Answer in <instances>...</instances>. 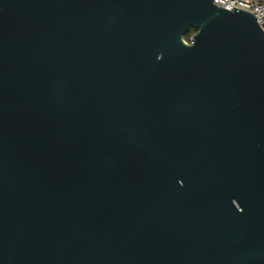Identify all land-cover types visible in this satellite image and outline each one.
I'll return each instance as SVG.
<instances>
[{
	"label": "water",
	"instance_id": "obj_1",
	"mask_svg": "<svg viewBox=\"0 0 264 264\" xmlns=\"http://www.w3.org/2000/svg\"><path fill=\"white\" fill-rule=\"evenodd\" d=\"M232 10L0 0V264H264V32Z\"/></svg>",
	"mask_w": 264,
	"mask_h": 264
},
{
	"label": "built area",
	"instance_id": "obj_2",
	"mask_svg": "<svg viewBox=\"0 0 264 264\" xmlns=\"http://www.w3.org/2000/svg\"><path fill=\"white\" fill-rule=\"evenodd\" d=\"M213 2L215 5L229 11L236 8L255 15L258 25L264 32V0H213Z\"/></svg>",
	"mask_w": 264,
	"mask_h": 264
},
{
	"label": "trees",
	"instance_id": "obj_3",
	"mask_svg": "<svg viewBox=\"0 0 264 264\" xmlns=\"http://www.w3.org/2000/svg\"><path fill=\"white\" fill-rule=\"evenodd\" d=\"M194 32H197V30H195V29H192L184 38H187V39H189L190 38V35L192 34V33H194Z\"/></svg>",
	"mask_w": 264,
	"mask_h": 264
},
{
	"label": "rangeland",
	"instance_id": "obj_4",
	"mask_svg": "<svg viewBox=\"0 0 264 264\" xmlns=\"http://www.w3.org/2000/svg\"><path fill=\"white\" fill-rule=\"evenodd\" d=\"M196 34V32H194V33H192L191 35H190V38L189 39H187V38H184V40L186 41V42H190V40H191V38L193 37V35H195Z\"/></svg>",
	"mask_w": 264,
	"mask_h": 264
}]
</instances>
